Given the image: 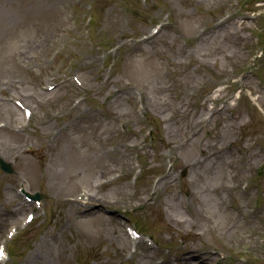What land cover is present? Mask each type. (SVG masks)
Here are the masks:
<instances>
[{"label":"rangeland","instance_id":"1","mask_svg":"<svg viewBox=\"0 0 264 264\" xmlns=\"http://www.w3.org/2000/svg\"><path fill=\"white\" fill-rule=\"evenodd\" d=\"M0 46L5 264H264V0H0Z\"/></svg>","mask_w":264,"mask_h":264},{"label":"water","instance_id":"2","mask_svg":"<svg viewBox=\"0 0 264 264\" xmlns=\"http://www.w3.org/2000/svg\"><path fill=\"white\" fill-rule=\"evenodd\" d=\"M0 168L6 173L13 172L11 165L7 162H4L2 159H0ZM35 195L39 197V194H35Z\"/></svg>","mask_w":264,"mask_h":264},{"label":"bare ground","instance_id":"3","mask_svg":"<svg viewBox=\"0 0 264 264\" xmlns=\"http://www.w3.org/2000/svg\"><path fill=\"white\" fill-rule=\"evenodd\" d=\"M4 52H5V46H0V54H1V53H4ZM5 55H6V53H5ZM254 98H255V97H254ZM255 99H256V98H255ZM217 112H218V111H217ZM217 112H216V113H217ZM32 222H33V221H32ZM32 222H31V223H32ZM31 223H30V224H31Z\"/></svg>","mask_w":264,"mask_h":264}]
</instances>
